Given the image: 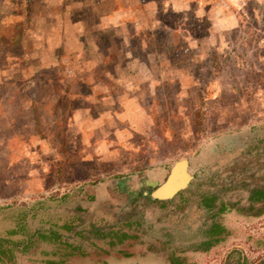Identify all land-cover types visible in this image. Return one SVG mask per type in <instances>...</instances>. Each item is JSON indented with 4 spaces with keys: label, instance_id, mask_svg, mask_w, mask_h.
I'll use <instances>...</instances> for the list:
<instances>
[{
    "label": "rangeland",
    "instance_id": "obj_1",
    "mask_svg": "<svg viewBox=\"0 0 264 264\" xmlns=\"http://www.w3.org/2000/svg\"><path fill=\"white\" fill-rule=\"evenodd\" d=\"M61 1L0 0V18L14 20L0 22V206L42 203L29 213L36 214L31 229L60 225L78 209L72 233L64 237L79 251L67 264H168L171 254L184 264H225L233 250L249 263L263 258L264 201L247 198L251 188L264 187V0H233L230 7L232 0H215V14L225 21L212 27L207 19L189 16L180 23V16L164 12L161 27L111 40L105 65L95 68L92 47L106 40L100 37L101 44L84 29L83 53L56 52L58 65L41 70L32 48L60 40L50 33L57 23L49 16L60 17ZM66 1L73 19L95 21L91 7ZM206 31L212 35L193 47L178 37L187 32L198 39ZM119 48L126 52L121 63L114 55ZM23 49L29 52L24 59ZM124 57L145 59L150 67L141 74L116 70L120 83L107 81L103 67L123 65ZM93 77L106 84L108 94L139 96L149 124L145 135L124 136L129 143L107 157L108 147L95 151L78 121L85 109L90 115L105 109L87 99L81 84ZM122 108L108 103L106 109ZM99 131L93 140L107 144L109 129ZM181 158L188 160L190 180L171 204L129 201L138 191L136 180L162 166L167 176ZM212 224L225 229V239L197 251ZM6 226L1 220L0 228ZM113 232L129 237L119 241ZM58 258L41 244L17 255L16 264Z\"/></svg>",
    "mask_w": 264,
    "mask_h": 264
},
{
    "label": "crops",
    "instance_id": "obj_2",
    "mask_svg": "<svg viewBox=\"0 0 264 264\" xmlns=\"http://www.w3.org/2000/svg\"><path fill=\"white\" fill-rule=\"evenodd\" d=\"M66 2L69 5H71V3L77 5L80 4L83 8L85 7L87 9L88 7H91L90 10L94 13L93 17L95 21L91 24L82 19H73L72 16L74 10H72V6H68L65 2L63 3V0L60 4L58 3L56 7L60 11L58 13L60 17H57V15H55L56 13L53 14L54 17H49L52 19L55 18V22L57 23V25L51 29L50 33L53 36L54 41L55 38L58 37H60V40L56 43L53 42L50 45L43 42L38 45V47L33 46L32 55H34L40 62V65L37 66L39 67L38 69L42 70L56 67L58 65V56L64 54L70 56L83 53V51L87 49L84 47L81 40L84 35V29H86V35H96L95 37L98 39L99 43H101L99 41L100 37L102 39L105 38L106 40V43L102 45L101 48L96 44L97 41L96 43L94 42V46L92 47L94 50L92 54L93 56H96L97 61H94L93 58H91V68H95L99 65H105L104 61L108 56L107 49H114L112 46L108 45L111 40L116 38L126 39L130 36L137 37L141 31L148 28L149 31H153L158 27H161V25L165 23L164 19L161 18L163 17L162 14H164V12L180 16V23L186 22L185 20L189 16H191L196 22H201L202 20L207 19L208 22L211 23V27L212 23H222L225 21V18H221L219 14H215L216 11L214 7L219 5H216L215 0H68ZM230 3H233V0L229 2V4L227 3L226 6L230 7ZM211 10H213V13ZM67 14L68 17L66 18L65 16H67ZM8 18L9 17H1L0 22L6 21L7 23L12 24L14 20ZM221 29L223 28L221 27ZM207 32L208 31H206L204 36L198 39L190 37L187 35V32H179L178 37H180L185 44L193 47V44L197 46L199 40L203 39V37L205 39L212 35L210 32L207 34ZM58 33H60V36L57 35ZM41 35H43V33ZM141 51H143V48ZM56 52H60V54L57 56L55 54ZM28 54L29 52L27 53L26 49H23L22 58L24 59L25 57H28ZM124 54H126V52L123 53L120 48L114 52L119 63L123 62L122 55ZM124 59L123 65L118 63L113 65L112 68L103 67L111 77L109 78L110 80L107 81H118L120 83L123 76H115L113 72H116V70L121 73L125 72L126 75L127 71H138V73L141 74V72L146 71L147 68L149 69L150 67H148L145 59H128L127 57H124ZM128 66L135 68L129 70L127 68ZM70 73L71 75L73 74L72 71H70ZM0 79H2L1 76ZM81 84L87 87L88 94L86 97L91 103H101L103 104L102 106H105V109L103 108L100 110L101 113L98 112L90 115V109H85L82 117L80 119L78 117V121L82 122H78L81 123L80 130H82L81 132L85 135V139H87L92 146L94 145L95 151L102 152L103 148L108 147L107 154L103 156L107 157V155H114L115 151L122 149V143L126 142L128 144L131 140L130 138L129 140L123 141L124 136L128 139L130 133L133 135H145V132L148 131L149 124L145 115L146 113L144 112L145 110L139 105L137 100L139 96H127L124 98L123 93L116 96L108 94L106 91V84L101 83L99 79L94 77L91 79H84V81L82 80ZM148 84L150 87L152 85L153 88L155 87L154 84H152V80L149 81ZM108 103H118L123 108L111 111L110 109H106ZM137 104L138 106L136 108L135 105ZM71 119L76 120L77 115L74 113L71 114ZM105 125L106 127H104ZM104 128L109 129L111 133V139L107 144L104 142V139L93 140L95 133L100 132V129L103 131ZM129 130H132L133 132ZM164 176L165 170L162 166L161 168L156 167L151 169V171L146 172L140 180L143 184H162L167 177ZM159 185H157V187Z\"/></svg>",
    "mask_w": 264,
    "mask_h": 264
},
{
    "label": "trees",
    "instance_id": "obj_3",
    "mask_svg": "<svg viewBox=\"0 0 264 264\" xmlns=\"http://www.w3.org/2000/svg\"><path fill=\"white\" fill-rule=\"evenodd\" d=\"M248 201L250 203L264 201V187L255 188L249 192ZM42 203L38 202L28 208L24 205H4L0 206V221L8 222V226L0 228V264H16L17 255L28 253L31 249L37 248L41 244H48L52 247L53 254L59 256L58 260H46L44 264H67V259L79 251V247L69 242L64 236L72 233L73 221L78 217L76 209L60 225L50 224L47 228L31 229L29 220L36 214H29L33 209L38 211ZM30 215V216H29ZM29 217L31 219H29ZM75 218V219H74ZM96 229L94 233L98 234ZM119 233V232H118ZM113 232L112 236L122 241L129 236L125 233ZM226 237L225 229L220 225L212 224L207 232V239L196 246L197 251L206 252ZM236 253V256L232 257ZM264 264V257L254 263H249L236 250L229 252L225 258V264ZM231 260V261H230ZM168 264H184V258L171 254L168 257Z\"/></svg>",
    "mask_w": 264,
    "mask_h": 264
},
{
    "label": "water",
    "instance_id": "obj_4",
    "mask_svg": "<svg viewBox=\"0 0 264 264\" xmlns=\"http://www.w3.org/2000/svg\"><path fill=\"white\" fill-rule=\"evenodd\" d=\"M188 160L181 158L174 162L164 182L155 188L150 194L151 199H167L176 192L183 190L190 177L187 174Z\"/></svg>",
    "mask_w": 264,
    "mask_h": 264
},
{
    "label": "flooded vegetation",
    "instance_id": "obj_5",
    "mask_svg": "<svg viewBox=\"0 0 264 264\" xmlns=\"http://www.w3.org/2000/svg\"><path fill=\"white\" fill-rule=\"evenodd\" d=\"M188 168H189V166L187 165V171H188ZM170 169V168H169ZM169 173V172H168ZM165 176H166V174H165ZM164 176V177H165ZM137 182H139V185H138V187H137V192H135L134 191V193H133V195L131 194V196H129V198H130V200L129 201H135V199H136V197H142V198H145V199H148V200H150V202H152V203H155V204H157V205H159V207H161L162 205H164V204H171L172 203V201H173V199L176 197V196H180V194H181V191H178V192H176L173 196H171L170 198H167V199H151L150 197L148 198L147 196L149 195V191H151V190H153L154 188H156L157 187V185H159L160 183H156V184H143V183H141V180H136ZM253 189H255L254 187L253 188H251V190H253ZM184 190V189H183ZM250 190V191H251ZM249 191V192H250ZM148 194V195H147ZM247 200H248V198H247ZM214 200H213V198H209V204H212V202H213ZM218 225V224H217Z\"/></svg>",
    "mask_w": 264,
    "mask_h": 264
}]
</instances>
